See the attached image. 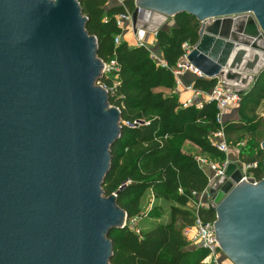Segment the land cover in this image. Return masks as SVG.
I'll return each instance as SVG.
<instances>
[{
	"label": "water",
	"instance_id": "water-1",
	"mask_svg": "<svg viewBox=\"0 0 264 264\" xmlns=\"http://www.w3.org/2000/svg\"><path fill=\"white\" fill-rule=\"evenodd\" d=\"M135 2L199 19L185 55L194 79L236 81L241 94L264 66V0ZM85 23L77 0H0V264H109L107 234L124 224L116 192L101 189L119 109ZM204 194L224 255L264 264V177L243 179L230 160Z\"/></svg>",
	"mask_w": 264,
	"mask_h": 264
},
{
	"label": "trees",
	"instance_id": "trees-1",
	"mask_svg": "<svg viewBox=\"0 0 264 264\" xmlns=\"http://www.w3.org/2000/svg\"><path fill=\"white\" fill-rule=\"evenodd\" d=\"M86 16L85 29L96 38V56L107 63L115 59L117 69L104 72L98 83L107 88L108 103L119 109L120 135L109 149V168L101 189L104 196L116 192L115 202L126 214L122 226L107 234L111 242L109 264H205L206 250L193 247L183 233L185 226L213 223V208L198 205L194 194L209 185L208 173L195 155L206 154L220 159L225 154L210 142L219 128L214 102L204 100L183 104L175 91L173 69L199 37L200 21L196 16L179 12L167 28H158L155 40L163 64L155 62L145 45H129L114 37L120 33L115 15L132 13L134 0L106 7L107 0H77ZM215 79L196 78L192 87L209 92ZM235 118L223 120L228 143L246 140L240 147L239 160L253 164L248 173L256 181L264 177V66L240 94ZM185 143L196 147L186 150ZM121 186V188H119ZM149 190L154 200L168 202L165 220L155 221L145 229L129 226L141 216V198ZM154 209H160L155 205Z\"/></svg>",
	"mask_w": 264,
	"mask_h": 264
},
{
	"label": "built area",
	"instance_id": "built-area-1",
	"mask_svg": "<svg viewBox=\"0 0 264 264\" xmlns=\"http://www.w3.org/2000/svg\"><path fill=\"white\" fill-rule=\"evenodd\" d=\"M117 2L122 4L123 0H117ZM136 8H137L136 20L137 22L141 23L142 21H145L147 19V16L149 15V11L146 9H142L139 6H136ZM131 17H132V13H130L127 10H124L123 12H120L115 15V23L121 30L123 22L126 20H130ZM133 29H134L136 44L145 45L152 59L157 63L163 64V60L160 54L154 51L153 49H151L145 42V29L137 25H135ZM119 41H120V33L116 34L114 37V43H118ZM184 47H185V52L173 69L175 78L184 70H188L196 75L200 74L196 68H194L191 64H189L186 61L185 55L187 53L188 47L187 46ZM110 69H117V63L115 59H110L107 63L105 62L102 63V74L104 72H108ZM100 85L103 86L102 84ZM241 87L244 86L241 85L239 82L228 81L223 77H218L215 80L213 87L208 92L207 97L205 99L214 102L216 106L215 119L219 125V128L210 135V142L218 150L225 152V154H227L229 145L225 139L224 132L222 129L223 120L226 112L229 109H233L238 106V102L240 98L239 89H241ZM104 88L107 90L106 87ZM188 103L191 102L188 101V102H184L183 104H188ZM200 105L201 102L196 103V106H200ZM194 157L197 163L202 168L205 167L208 169V172L212 173L213 179H216L223 174L225 166L230 161L227 158H225L221 163H214L198 154L195 155ZM237 162H239L240 164L242 178L247 180L251 179L252 182H255L256 180L250 178L245 172V167L249 168L250 166L255 165V163L243 164L238 160ZM213 179H210V182ZM198 205L209 207V204L206 203L203 204L198 202ZM183 233L187 241L191 243L193 247H200L206 250V254L202 260L205 264H232L231 260L224 255L221 247L219 246V242L215 238L216 233L214 228V222L213 223L202 222L199 217H196L193 224L184 227Z\"/></svg>",
	"mask_w": 264,
	"mask_h": 264
},
{
	"label": "crops",
	"instance_id": "crops-1",
	"mask_svg": "<svg viewBox=\"0 0 264 264\" xmlns=\"http://www.w3.org/2000/svg\"><path fill=\"white\" fill-rule=\"evenodd\" d=\"M116 4H118L117 0H107L106 7H111ZM135 5L137 6L136 2H135ZM132 15H133V12H132ZM172 23H173V17L164 16L163 14H160L155 11H149V15L147 16V19L145 21H142L141 23L137 22L136 18L134 22L132 20V17L130 20L124 21L122 28H121V32H120V40L126 41L129 45H136L133 28L135 25L141 26L145 29V42L151 49L159 53L156 40H155L156 29L157 28H167L170 25H172ZM195 75L196 74L188 70H184L182 73H180L176 77L175 91L177 92L178 99L181 103L188 102V101L191 103L192 102L198 103L206 99L208 92H203L199 90L196 91L192 87V83H193ZM235 117H236V110L235 108H233V109H229L226 112L224 119L235 118ZM188 146H191L192 150L196 151V147L189 143H185L184 148L186 150L191 151V149H189L190 147ZM198 155H201V154H198ZM229 156L230 155L228 153L225 154V158H227L228 160L237 161L233 158V156H230V157ZM207 173H209V175L212 174L211 172H207ZM147 192L152 197L150 191L147 190L146 193Z\"/></svg>",
	"mask_w": 264,
	"mask_h": 264
},
{
	"label": "rangeland",
	"instance_id": "rangeland-1",
	"mask_svg": "<svg viewBox=\"0 0 264 264\" xmlns=\"http://www.w3.org/2000/svg\"><path fill=\"white\" fill-rule=\"evenodd\" d=\"M100 84V83H98ZM110 107H112V105H110ZM105 109H109V106L106 105ZM237 117V116H236ZM246 144V140H242V141H238L235 143H228L229 147L227 150V153L230 156H233V158L235 160H239V151H240V147H242L243 145ZM262 146V142L260 143V147ZM189 149H191V151L195 152V150H192L191 146ZM225 154V152H223ZM202 157H205L207 160L212 161L214 163H221L223 160L220 159L219 157H214L211 155H206V154H201ZM229 156V157H230ZM243 163V162H242ZM244 164V163H243ZM206 172H208L207 168H203ZM245 172L246 174L252 178V176L248 173V168L245 167ZM208 178H209V184H212L213 181H215V179H213V175L208 173ZM210 179H213L210 182ZM208 187L206 188L205 191H207ZM195 198L197 200V202L200 203H206L209 204V197L208 195L203 193H198L197 195H195ZM158 205L160 206V209H154V206ZM168 202H164L161 200H154L150 194L147 192H145L141 198V216H137V217H133L130 219L129 221V226L134 227V229L138 230V229H145L148 228L149 226H152V223L155 221H162L165 220L167 215H168ZM126 218L122 217V221L120 223H125ZM189 243V242H188ZM189 245L192 246L191 243H189ZM233 264V262H232Z\"/></svg>",
	"mask_w": 264,
	"mask_h": 264
},
{
	"label": "bare ground",
	"instance_id": "bare-ground-1",
	"mask_svg": "<svg viewBox=\"0 0 264 264\" xmlns=\"http://www.w3.org/2000/svg\"><path fill=\"white\" fill-rule=\"evenodd\" d=\"M157 19V18H156ZM263 61L262 62H264V59H262Z\"/></svg>",
	"mask_w": 264,
	"mask_h": 264
},
{
	"label": "flooded vegetation",
	"instance_id": "flooded-vegetation-1",
	"mask_svg": "<svg viewBox=\"0 0 264 264\" xmlns=\"http://www.w3.org/2000/svg\"><path fill=\"white\" fill-rule=\"evenodd\" d=\"M232 262V261H231ZM233 264H235L234 262H233Z\"/></svg>",
	"mask_w": 264,
	"mask_h": 264
}]
</instances>
